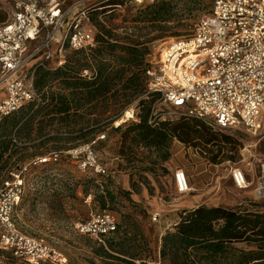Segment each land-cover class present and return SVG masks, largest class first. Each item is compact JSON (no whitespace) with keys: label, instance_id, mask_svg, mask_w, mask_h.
Here are the masks:
<instances>
[{"label":"rangeland","instance_id":"1","mask_svg":"<svg viewBox=\"0 0 264 264\" xmlns=\"http://www.w3.org/2000/svg\"><path fill=\"white\" fill-rule=\"evenodd\" d=\"M209 2L168 0L165 5L146 6L130 0H0V25L10 21L16 9L26 3L59 8L61 12L78 5L87 11L82 26L91 29L95 38L111 30L115 37L110 42L131 45L142 54L145 69H150L159 61L163 49L192 33L198 18L209 9ZM156 13L159 15L154 16ZM65 55L72 56V52ZM79 76L87 79L92 71L83 68ZM147 83L146 76V86ZM58 87L56 82L51 84L52 91ZM148 99L145 95L134 97L118 119L127 111L133 118L119 129L112 123L100 133L105 139L94 150L106 166L105 176L80 172L64 154L56 164L29 166L46 153L22 150L28 145L26 139L13 137L16 153H0V187L15 175L23 181V196L15 212L21 232L45 240L66 258L67 264H123L103 260L98 253L103 245L74 229L76 223L106 210L117 218L116 228L103 246L106 250L131 264H169L159 256L161 238L178 215L168 203L177 206L197 200L207 207H242L264 213V195L255 191L264 165V139L238 131H217L201 121L210 129L206 132L208 141L183 144L174 140L168 150L170 157L164 161L162 152L131 143L132 135L125 133L129 125L138 121L139 102ZM153 107L158 121L183 119L159 98ZM174 143L177 148L172 149ZM185 165L192 190L181 195L175 189L172 172ZM234 168L246 172L250 187H235L230 176ZM127 183L131 192L123 189ZM132 193L139 199L130 197ZM154 213H158L156 221L152 219ZM3 262L14 264L0 252V263Z\"/></svg>","mask_w":264,"mask_h":264},{"label":"built area","instance_id":"2","mask_svg":"<svg viewBox=\"0 0 264 264\" xmlns=\"http://www.w3.org/2000/svg\"><path fill=\"white\" fill-rule=\"evenodd\" d=\"M130 1L147 6L168 0ZM209 4L192 33L169 44L146 71L147 89L182 117L198 119L217 131L264 139V0H210ZM78 7L61 12L26 3L0 25V120L40 101L34 88L38 65L55 69L65 63L66 52L94 46L92 30L81 24L87 20V11ZM158 120L153 114L149 124ZM104 139L99 135L64 155L80 172L105 176L106 166L94 150ZM62 155L52 152L37 157L29 166L56 164ZM261 173L255 189L258 195H264V165ZM230 176L238 189L252 185L240 168H234ZM173 182L181 195L192 190L183 168L174 171ZM22 196L23 181L18 175L0 187V252L14 264H67L55 247L18 228L15 212ZM157 217L152 215L153 221ZM116 225V216L104 210L76 223L74 229L105 245Z\"/></svg>","mask_w":264,"mask_h":264},{"label":"trees","instance_id":"3","mask_svg":"<svg viewBox=\"0 0 264 264\" xmlns=\"http://www.w3.org/2000/svg\"><path fill=\"white\" fill-rule=\"evenodd\" d=\"M160 3L165 5L166 1ZM111 32L105 30L94 37L93 47L69 51L72 56L65 55V63L60 67L35 68L34 88L40 101L0 120L1 155L16 153L13 137L26 139L28 145L22 150H42L46 155L64 154L86 145L140 95L149 99L139 102L138 121L125 130L132 135L131 143L162 152L166 161L174 140L183 144L208 141L206 132L210 129L195 118L149 124L154 100L159 95L147 89L148 69L142 54L129 44L110 42L115 37ZM83 68L90 69L92 76L81 79L79 72ZM53 82L59 86L55 91L51 90ZM103 246L98 251L103 260L131 264ZM159 256L169 264H264V213L242 207L199 206L184 210L178 223L161 238Z\"/></svg>","mask_w":264,"mask_h":264},{"label":"crops","instance_id":"4","mask_svg":"<svg viewBox=\"0 0 264 264\" xmlns=\"http://www.w3.org/2000/svg\"><path fill=\"white\" fill-rule=\"evenodd\" d=\"M175 149V148H177L176 146H175V143H174V145H173V147H172V149ZM173 155H175V154H173ZM176 157V156H175ZM183 169L185 170V172H187V174H188V171H187V166L185 165L184 167H183ZM172 177H173V172H172ZM123 189H125L126 191H129V192H131V189H130V186H129V184L127 183V185H124V187H123ZM143 189H145V188H143ZM145 195H144V193L141 195V197L143 198ZM130 197H135L136 199L138 198L139 199V197H137L136 196V194H133L132 193V195H130ZM137 199V200H138ZM167 206H171L170 207V210H176L177 212H178V215L176 216V219H175V221L172 223V225L171 226H174V225H176L177 223H178V221L180 220V213L182 212V211H184V210H191V209H194V208H196V207H199V206H204L203 205V203H201V202H199V201H197V200H194V201H185V202H182L180 205H177V206H175V205H171L170 203H168V205ZM169 208V207H168ZM153 215H158V213H154ZM169 230V229H168ZM105 246V245H104Z\"/></svg>","mask_w":264,"mask_h":264},{"label":"bare ground","instance_id":"5","mask_svg":"<svg viewBox=\"0 0 264 264\" xmlns=\"http://www.w3.org/2000/svg\"><path fill=\"white\" fill-rule=\"evenodd\" d=\"M132 117H133L132 112L127 111L125 112V115L121 119H118L117 121L114 122V126L117 128L121 127L128 120L132 119Z\"/></svg>","mask_w":264,"mask_h":264}]
</instances>
